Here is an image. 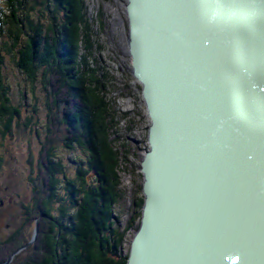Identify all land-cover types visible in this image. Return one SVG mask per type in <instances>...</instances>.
<instances>
[{
  "label": "water",
  "instance_id": "1",
  "mask_svg": "<svg viewBox=\"0 0 264 264\" xmlns=\"http://www.w3.org/2000/svg\"><path fill=\"white\" fill-rule=\"evenodd\" d=\"M126 14L149 117L144 207L126 264H255L264 0H127Z\"/></svg>",
  "mask_w": 264,
  "mask_h": 264
},
{
  "label": "trees",
  "instance_id": "2",
  "mask_svg": "<svg viewBox=\"0 0 264 264\" xmlns=\"http://www.w3.org/2000/svg\"><path fill=\"white\" fill-rule=\"evenodd\" d=\"M90 14L87 0H0V135L11 134L13 123L21 122L27 97L23 91L21 103L14 101L7 73L10 61L28 81L27 90L36 103L41 100L38 92L44 108L58 111L51 123L59 127L53 136H58L63 125L68 138L65 146L82 150L88 165L82 166L79 157L70 155L69 165H77L70 178L72 174L62 164L55 167L52 154L39 162L40 182L31 179L34 194L23 200L20 211L29 233L37 218L42 225H50L38 237L48 252L41 259L38 252L29 254L25 264L127 263L129 254L122 255L119 248L126 234L119 229L117 212L127 194L122 173L136 171L128 144L134 127L120 126L128 113L116 109L111 95L118 79L103 60L106 45L101 36L106 24L102 12ZM37 106L32 115L38 113ZM1 162L0 158V168ZM136 198L130 229L135 228L144 206V199ZM14 238L6 242L10 250L23 247L19 251L27 254L30 248L23 249L28 239L16 242Z\"/></svg>",
  "mask_w": 264,
  "mask_h": 264
},
{
  "label": "rangeland",
  "instance_id": "3",
  "mask_svg": "<svg viewBox=\"0 0 264 264\" xmlns=\"http://www.w3.org/2000/svg\"><path fill=\"white\" fill-rule=\"evenodd\" d=\"M87 1L89 3L90 15L94 17L97 13L102 12V19L106 24L105 32L101 36V42L106 45V49L103 51V60L110 74L118 79L117 89L111 95L115 99L116 109L120 113H128L124 119L119 118L120 126L124 128L125 126L132 127L133 125L134 127V134L132 133L133 135L129 136L130 140L128 144L131 151L130 159L135 163L136 171L133 174L127 171L126 173H122L123 185L127 194L117 212L121 220L118 222L119 229L126 234L120 242L119 248L122 255L126 256L130 252L131 242L140 227L142 218L141 214L140 219L138 220L137 218L135 221V228H129L132 217L136 215L133 204L134 199L137 197V200L141 198L145 200L142 189L143 174L141 172V160L148 150L149 117L142 98V86L132 74L131 57L128 47L129 24L126 14L127 0ZM9 59H12V57L10 56ZM7 73L15 103H21L20 92L26 91L27 97L23 106L24 115L21 122L15 121L13 123L12 132L10 131L11 134L6 131L0 135V158L2 160V167L0 168V260H4L0 264H25V261H27L26 256L29 254L35 255L38 252L41 259L45 258L48 252L47 245L44 242L39 244L38 237L40 233L44 235L50 225L48 223L42 225V219L37 218L34 224L35 227L32 230L33 233L31 232V234L27 231L28 227L24 226L26 217L24 219L20 211L22 210L21 203L23 200L26 201V198H32L34 194V185L31 179L35 180L37 178V183L40 182L39 177H37L39 162L43 160V157L46 158L48 153L52 154L55 156L54 160L57 162L55 167L57 168L62 164L66 171L70 173L68 174H72L70 178H72L77 167V165H69L71 161L70 155L73 154L79 157L77 161H79L78 163L82 162V166L88 165L85 163L87 161H85L86 157L82 150L66 147L68 138L66 137L67 132L63 125L60 127L61 130H59L58 136L56 137V134L53 136L56 127L57 129L59 127L51 125V123L55 121V115H57L58 111L50 109V107L44 108L41 93L38 92L37 94L39 95H36V97L41 100L36 103L35 98L30 93V89L27 90V87H29L28 81L26 84L20 72L10 61ZM59 104L60 106L62 105L61 103ZM36 105H38V113L32 115ZM29 119L32 122H36L34 126L30 123ZM27 123L29 124L26 128L25 125ZM49 150L51 152H48ZM40 153L43 154L42 157H40ZM140 186L141 190L139 191ZM138 221L140 222L139 225H137ZM39 228H42L41 232ZM28 235L31 236L27 238ZM12 236L13 238L15 237L12 240L16 242L28 239L27 247L23 249L24 251L30 248L27 254L21 253L22 250L19 251L23 247L18 250L16 249L14 252L10 250L11 246L6 242L11 241L8 238ZM16 251L17 253H15Z\"/></svg>",
  "mask_w": 264,
  "mask_h": 264
},
{
  "label": "bare ground",
  "instance_id": "4",
  "mask_svg": "<svg viewBox=\"0 0 264 264\" xmlns=\"http://www.w3.org/2000/svg\"><path fill=\"white\" fill-rule=\"evenodd\" d=\"M127 5V4H126ZM8 46V45H7ZM144 207V206H143ZM143 212V209H142ZM251 229V228H250ZM254 230H256V232L254 231L256 237H254V239H256L260 245H262L264 247V221L260 222L259 225L257 226V228ZM250 238V237H249ZM5 242V241H4ZM253 245V244H252ZM261 254V255H260ZM258 260L257 259H253L255 261V264L261 263L264 260V253L261 250V246H260V253H258Z\"/></svg>",
  "mask_w": 264,
  "mask_h": 264
}]
</instances>
